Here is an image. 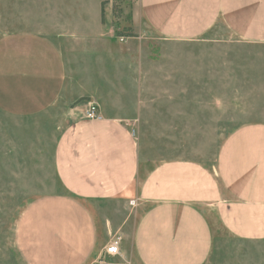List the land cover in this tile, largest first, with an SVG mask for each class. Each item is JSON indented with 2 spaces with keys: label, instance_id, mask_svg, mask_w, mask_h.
<instances>
[{
  "label": "crops",
  "instance_id": "0c3cea01",
  "mask_svg": "<svg viewBox=\"0 0 264 264\" xmlns=\"http://www.w3.org/2000/svg\"><path fill=\"white\" fill-rule=\"evenodd\" d=\"M109 6L102 16L98 4L91 24L69 19L66 36L0 35V111L14 130L55 132L53 166L64 189L21 211L14 245L22 264H207L215 225L238 238H264V122L232 130L211 169L144 159L128 65L117 64L128 53L109 51L117 47ZM132 17L166 41L200 39L221 21L240 40L264 43V0H138ZM49 25L66 30L59 21ZM82 30L104 49L83 51L75 32ZM91 101L101 120L85 117ZM115 235L120 252L107 257Z\"/></svg>",
  "mask_w": 264,
  "mask_h": 264
},
{
  "label": "rangeland",
  "instance_id": "374dc122",
  "mask_svg": "<svg viewBox=\"0 0 264 264\" xmlns=\"http://www.w3.org/2000/svg\"><path fill=\"white\" fill-rule=\"evenodd\" d=\"M102 2L110 4L117 42L109 51L128 53L117 64L128 65V96L138 101L131 122L144 159H188L211 169L232 130L264 122V43L240 40L221 21L200 39L166 41L134 21L138 0H0V35L40 30L66 36L69 19L81 15L91 24ZM51 21L66 30L50 27ZM75 32L84 40L83 51L104 49L90 31ZM14 124L0 111V264H22L14 229L24 207L64 192L53 166L55 132L14 130ZM207 264H264V238H238L215 225Z\"/></svg>",
  "mask_w": 264,
  "mask_h": 264
},
{
  "label": "built area",
  "instance_id": "2783aa9c",
  "mask_svg": "<svg viewBox=\"0 0 264 264\" xmlns=\"http://www.w3.org/2000/svg\"><path fill=\"white\" fill-rule=\"evenodd\" d=\"M124 37H119V41L123 42ZM85 117L87 119H95V120H101L102 114L100 112V107L95 102L88 103L87 109L85 110ZM130 204H133V201L130 202ZM120 245H121V237L119 235H115L112 237L110 242L107 244V246L104 248V252L108 255H118L120 252Z\"/></svg>",
  "mask_w": 264,
  "mask_h": 264
},
{
  "label": "trees",
  "instance_id": "16d2710c",
  "mask_svg": "<svg viewBox=\"0 0 264 264\" xmlns=\"http://www.w3.org/2000/svg\"><path fill=\"white\" fill-rule=\"evenodd\" d=\"M103 4H104V2H102V16H103Z\"/></svg>",
  "mask_w": 264,
  "mask_h": 264
}]
</instances>
